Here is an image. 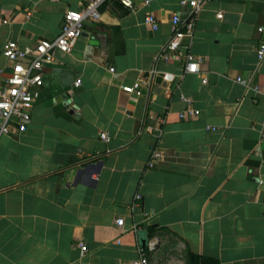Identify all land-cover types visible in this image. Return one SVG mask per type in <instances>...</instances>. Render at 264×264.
Wrapping results in <instances>:
<instances>
[{
  "label": "crops",
  "instance_id": "obj_1",
  "mask_svg": "<svg viewBox=\"0 0 264 264\" xmlns=\"http://www.w3.org/2000/svg\"><path fill=\"white\" fill-rule=\"evenodd\" d=\"M180 2L106 1L72 52L55 51L27 129L0 137V264H264V0L202 5L185 41L199 73L161 57L173 14L189 18ZM85 4L0 0V67L5 44L53 40ZM141 80V95L122 89ZM189 104L198 116L181 119Z\"/></svg>",
  "mask_w": 264,
  "mask_h": 264
},
{
  "label": "built area",
  "instance_id": "obj_2",
  "mask_svg": "<svg viewBox=\"0 0 264 264\" xmlns=\"http://www.w3.org/2000/svg\"><path fill=\"white\" fill-rule=\"evenodd\" d=\"M106 1H118L124 7L135 10V4L139 0H86L85 6L81 10L68 11L63 20L59 36L53 40L42 39L33 48L21 49L16 44L8 42L1 50V54L12 63L8 71L0 67V137L11 132L12 127L19 128L20 131L27 129L28 123L32 117V111L40 98V89L44 85V68L47 64H53L56 61L55 51L70 53L74 49L77 40L82 36L85 30V21L87 19L100 21L102 14L101 5ZM145 4H150L153 0H143ZM210 0H181V5L191 7L189 18L184 20L180 14H173L171 18L172 35L162 50L161 57L165 61L179 59L181 54L184 55L187 64V73H199L202 59L196 57L190 49V44H186L187 39L194 36L196 14L202 5ZM222 17V14L218 15ZM146 23L154 30L159 28L158 17L151 13L146 17ZM263 35L259 45L257 55L259 60L264 59V25L258 28ZM187 50L186 53L184 51ZM113 70V69H112ZM206 81V80H204ZM242 84L248 86L246 79L239 78ZM79 85V83H77ZM143 81H138L132 86H123L122 89L131 94L141 95ZM257 91L259 86L254 87ZM190 103V100L184 98ZM199 111L192 108L189 104L186 110L180 114L181 119L194 118L198 116ZM149 131L162 133L160 127H149ZM101 138L109 142L110 136L103 132ZM164 156V152L159 148L152 151L150 167L155 166L156 162ZM119 226L124 225V219H118ZM134 226L133 230L138 231ZM82 252L88 251L84 243L79 244ZM153 247V246H152ZM130 264H148L145 254H142L140 260L133 261Z\"/></svg>",
  "mask_w": 264,
  "mask_h": 264
},
{
  "label": "water",
  "instance_id": "obj_3",
  "mask_svg": "<svg viewBox=\"0 0 264 264\" xmlns=\"http://www.w3.org/2000/svg\"><path fill=\"white\" fill-rule=\"evenodd\" d=\"M102 165V162H98V164H89L84 170L87 176H91L96 172V168L100 167ZM141 235V241L143 246L148 245V237L146 236V232H140Z\"/></svg>",
  "mask_w": 264,
  "mask_h": 264
},
{
  "label": "trees",
  "instance_id": "obj_4",
  "mask_svg": "<svg viewBox=\"0 0 264 264\" xmlns=\"http://www.w3.org/2000/svg\"><path fill=\"white\" fill-rule=\"evenodd\" d=\"M189 264H217V262L215 260L204 258L194 253H190Z\"/></svg>",
  "mask_w": 264,
  "mask_h": 264
}]
</instances>
